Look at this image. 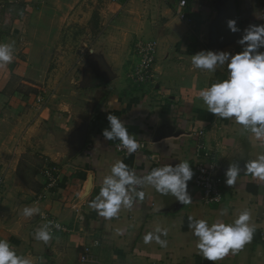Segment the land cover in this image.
<instances>
[{"label":"crops","instance_id":"0c3cea01","mask_svg":"<svg viewBox=\"0 0 264 264\" xmlns=\"http://www.w3.org/2000/svg\"><path fill=\"white\" fill-rule=\"evenodd\" d=\"M55 1L58 6H49L53 0H0V42L15 45L13 63L0 69V239L37 264H213L197 254L187 218L230 223L248 209L256 229L252 242L217 264H264V181L242 172L240 187L224 182L229 163L239 160L243 168L247 159L264 154V141L207 112L199 91L227 72L191 64L202 50L242 51L238 41L244 30L264 23L254 15L264 11V0H187L186 19L175 13L179 0H90L99 5L97 26L90 21L92 9L83 7L87 0ZM230 19L240 31L229 30ZM139 40L157 44L154 78L133 87L127 75L137 62ZM68 49H75L74 60ZM110 112L144 149L124 155L115 150L116 141L102 136ZM199 139L214 151L221 202L204 204L192 179L190 205L146 185L151 200L135 211L122 210L116 219L100 221L88 206L118 160L144 172L159 167V160L173 165L186 160L194 171ZM97 143L93 165L88 161ZM172 143L177 148L172 150ZM49 165L58 169L52 187L42 174ZM25 206H38L66 230L54 231L48 244L36 241L33 234L44 223L24 217ZM224 209L228 214L222 216ZM157 226L168 230L166 248L143 242Z\"/></svg>","mask_w":264,"mask_h":264},{"label":"clouds","instance_id":"9594fccd","mask_svg":"<svg viewBox=\"0 0 264 264\" xmlns=\"http://www.w3.org/2000/svg\"><path fill=\"white\" fill-rule=\"evenodd\" d=\"M184 5L186 0H180ZM257 19L264 21V11L254 13ZM227 26L233 33L240 31L235 20H228ZM242 51L232 54L221 50H202L192 55L191 64L194 69L215 73L218 68H224L227 77L211 83L199 91V98L207 107V112L216 118L234 121L246 131H249L257 141H264V23L251 24L244 30L238 41ZM15 59V45L0 42V69L6 68ZM113 103H109L112 107ZM108 127L103 129L102 136L108 141H119L127 150L128 155L136 153L139 140L131 133L120 116L110 112L107 115ZM183 124V121H181ZM177 148L176 143L171 149ZM100 150L97 143L93 156L88 161L95 164V157ZM243 159V158H241ZM180 161V160H179ZM151 171H138L123 160L116 161L110 174L100 180L99 192L89 200L88 206L96 213L100 221H110L119 217L122 210L135 211L141 204L150 201L144 187L153 188L161 196H172L182 204L190 205L192 196L189 192V182L193 179L194 171L188 161L161 163ZM246 173L260 181H264V154L254 159H247L244 167L239 160L229 163L224 172V182L229 187H240L238 178ZM91 184L89 191H91ZM88 193H85L87 196ZM224 209L221 215H227ZM22 215L33 219L42 215L38 206H25ZM252 215L244 209L230 223L217 219L209 222L207 219H197L189 216L187 227L196 238L197 254L207 261L217 264L229 254L236 255L252 242L256 229L251 224ZM61 225L48 221L39 226L33 238L44 244L53 239V231L60 230ZM120 235L126 234V229L118 230ZM168 230L157 226L154 232H148L143 242H155L161 248L168 246ZM0 264H37L30 255L19 254L7 239H0ZM39 264H44L41 260Z\"/></svg>","mask_w":264,"mask_h":264},{"label":"built area","instance_id":"2783aa9c","mask_svg":"<svg viewBox=\"0 0 264 264\" xmlns=\"http://www.w3.org/2000/svg\"><path fill=\"white\" fill-rule=\"evenodd\" d=\"M178 1L175 13L180 19H186V13L184 8L186 7ZM135 53L137 56V62L132 70L128 73L127 77L133 87H141L153 81V65L157 54V44L152 40H139L135 44ZM199 139L197 141V154L199 153L200 159L194 166V185L201 191V200L204 204H217L221 202L223 198L222 194V179L218 172V167L215 162V154L212 150H206L204 144ZM140 148L137 152L145 148V143L139 140ZM114 148L117 152L124 155H128L127 150L124 149L119 141L114 143ZM136 152V153H137ZM201 153V154H200ZM135 154V153H134ZM58 169L54 165L45 166L42 169V174L46 178V187H52L57 182ZM4 185V175L0 174V192ZM42 195H39L37 199H41ZM40 219L43 223L48 221H54L61 225L60 231L66 230V227L57 222L54 218L47 214H42ZM59 231V230H54ZM53 231V232H54ZM97 244V242H95ZM89 247H85L83 254L81 255V261H88Z\"/></svg>","mask_w":264,"mask_h":264},{"label":"rangeland","instance_id":"374dc122","mask_svg":"<svg viewBox=\"0 0 264 264\" xmlns=\"http://www.w3.org/2000/svg\"><path fill=\"white\" fill-rule=\"evenodd\" d=\"M38 3H41V1H38ZM54 3H55V5H54ZM48 4H50L49 6H58L59 5V2H56L55 0H53V2H48ZM84 4L85 5H83V7L84 8H86V9H92V13L94 14H92V16H91V23L93 24V25H95L96 24V26H97V24H98V22H99V16H98V12H97V9H98V7H99V5L98 4H96V3H94L93 1H90V0H87V1H85L84 2ZM96 13V14H95ZM97 28V27H96ZM102 33V31H101V28L100 29H97V30H95V32H94V34H95V36H98L99 34H101ZM134 47H133V49H132V51H130V53L131 54H133L134 53ZM71 51V57H70V59H73L74 60V57H73V52L75 51V49H68V52H70ZM73 83V82H72Z\"/></svg>","mask_w":264,"mask_h":264}]
</instances>
